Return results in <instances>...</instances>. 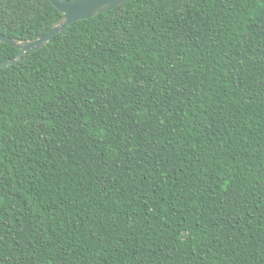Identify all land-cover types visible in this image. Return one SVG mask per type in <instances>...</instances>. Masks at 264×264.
Returning <instances> with one entry per match:
<instances>
[{
    "label": "trees",
    "instance_id": "1",
    "mask_svg": "<svg viewBox=\"0 0 264 264\" xmlns=\"http://www.w3.org/2000/svg\"><path fill=\"white\" fill-rule=\"evenodd\" d=\"M0 264H264V0H130L0 68Z\"/></svg>",
    "mask_w": 264,
    "mask_h": 264
},
{
    "label": "water",
    "instance_id": "2",
    "mask_svg": "<svg viewBox=\"0 0 264 264\" xmlns=\"http://www.w3.org/2000/svg\"><path fill=\"white\" fill-rule=\"evenodd\" d=\"M61 12V17L53 24L50 30L36 39H18L6 36L0 32V42L19 49L15 57L0 62V68L8 67L31 51H38L47 46L52 39L60 35L74 23L96 17L110 11L130 0H50Z\"/></svg>",
    "mask_w": 264,
    "mask_h": 264
}]
</instances>
